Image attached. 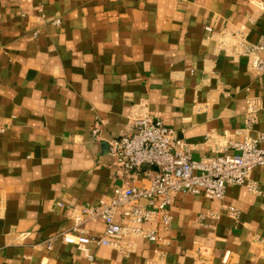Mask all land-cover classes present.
I'll use <instances>...</instances> for the list:
<instances>
[{
  "label": "crops",
  "instance_id": "0c3cea01",
  "mask_svg": "<svg viewBox=\"0 0 264 264\" xmlns=\"http://www.w3.org/2000/svg\"><path fill=\"white\" fill-rule=\"evenodd\" d=\"M234 28L257 42L264 0H0V264H89L62 240L72 211L149 186L150 169L123 178L108 156L132 113L159 118L194 161L214 155L207 136L241 141L248 100L264 108V75L217 49L213 36ZM259 134L263 110L248 133ZM251 179L259 195L172 194L170 228L143 225L158 243L89 245L93 263L264 264V169ZM115 222L127 224L121 210ZM82 231L99 237L104 224Z\"/></svg>",
  "mask_w": 264,
  "mask_h": 264
},
{
  "label": "built area",
  "instance_id": "2783aa9c",
  "mask_svg": "<svg viewBox=\"0 0 264 264\" xmlns=\"http://www.w3.org/2000/svg\"><path fill=\"white\" fill-rule=\"evenodd\" d=\"M58 25L59 21L56 20ZM217 36V37H216ZM218 50L233 58H247L251 68L264 75V35L257 42L248 41L244 28L225 30L215 35ZM264 108L248 100V114L241 141L233 135L213 138L214 155L198 161L191 159V149L163 122L146 111L134 112L128 119V128L118 138L108 142V156L121 177L126 178L142 169H150L149 186L135 188L126 185L115 187L110 198L101 199L95 206H84L72 211L74 222L70 233L62 240L81 251L89 264L93 263L88 246L117 247L122 249L126 239L141 237L150 243H158L157 231L144 229L143 225L157 223L163 230L171 225L172 194L203 197L209 201H221L227 187H244L251 195H259L258 185L252 181L254 169H264V134L255 138L248 133L257 124L258 114ZM99 123L92 134L98 138ZM223 139L224 142H218ZM222 143V144H221ZM121 210L125 226L115 222V214ZM233 218L239 212L228 207ZM203 216L200 217L202 219ZM100 220L104 224L99 237L88 236L82 231L83 224ZM228 253L224 255L226 261Z\"/></svg>",
  "mask_w": 264,
  "mask_h": 264
}]
</instances>
